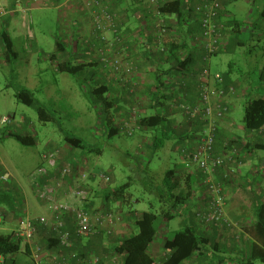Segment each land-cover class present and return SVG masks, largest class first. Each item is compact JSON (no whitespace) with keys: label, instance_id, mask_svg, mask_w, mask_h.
<instances>
[{"label":"crops","instance_id":"1","mask_svg":"<svg viewBox=\"0 0 264 264\" xmlns=\"http://www.w3.org/2000/svg\"><path fill=\"white\" fill-rule=\"evenodd\" d=\"M98 1L104 7L108 8L112 14L117 16L118 30L114 29V31H110L108 33L109 39L113 40L118 36L124 45L128 47V50L131 51V61L138 66L137 80L139 84L136 94L143 110L142 114H145L144 108L145 106L147 107L148 99L154 97L157 91L162 93L160 96H164L168 100L165 102V110L172 122L170 134L176 138L172 140L175 143L173 144L174 147H171L170 150L173 148L171 152L174 153L175 147L178 146V149L181 148L180 151H182L180 152L181 164H176V172L184 178L181 192L186 197L190 196V199L186 203L188 205L187 209H183L184 206L180 209L182 211L180 216L169 222H161L158 225V236L151 249L154 264H156V260L160 264L161 260L167 256V252L162 253L159 250L164 245L162 240L165 243L167 239L171 238L168 228L171 222L174 221H177L173 224L174 227L178 225L177 228L185 227L187 222L195 223L201 231V234L208 237L210 242L215 245L214 253H204L198 257L193 256L186 261L189 264H193L195 261L198 263L200 260L214 261V264H263L260 261H251L250 252L254 242H256L252 234L258 223L257 212L264 204V132L247 131L244 128L243 121L238 120L236 115L238 103L246 101V93L253 86V83H248L247 85V78L241 77L239 79L231 71L223 74V76L226 85L236 88V94L229 96L223 101L229 109L221 118L216 120L218 131L215 150L218 156L226 155L228 150L225 149V143H230L233 147L239 149V159L242 164L238 168L234 165L236 168L235 174H229L231 173L230 168L233 165H228L226 168L217 170L215 177L224 182L226 215L234 227L226 228L222 226L220 228H209L201 225L195 219V212L207 206V189L205 178L196 167L189 170L184 167L186 154L183 153V150L185 149L187 152L190 150L191 152V150L198 146L204 125L200 119H189L184 114L182 105L192 104L193 106H199L201 104L199 84L201 73L206 65L201 59L202 42L201 38H199L201 32L200 21L198 15L195 13V9L201 0H159L160 8L161 6L164 8L166 4L175 1H180L182 4L181 16H185L183 22L177 26L174 18L166 17L168 24L173 27L176 26V28L171 33L173 36L170 37L168 34L165 42L167 44L175 38L181 42L180 45H183L184 41L182 38L184 39L185 37V47L183 49L181 46L182 50H180L179 56L184 59L192 56V59L183 69V72L178 71L176 62L167 61L168 58L157 55L158 44L155 43L157 32L154 28L156 22L155 16L157 15L155 9L151 6L150 0ZM246 1L252 5L255 3V0ZM90 2L91 0H5V7L11 9L15 8L18 4L21 5L23 9L28 10L27 17L31 19V24L34 22V16L40 20L41 16L46 12L57 13L59 37L56 40L55 51L52 55L61 50L60 53H63L65 57L63 56L64 59L63 57L61 58L63 60H58V56H55V62L53 61V64L57 65L62 61L86 64L87 81L91 82L93 79L99 80L110 86V95L119 102L116 109V123L122 125L130 116L129 109L132 101L129 99L127 89L116 82L112 74L102 68L98 51L100 49V42L94 36L96 34L94 16L98 10L95 7H90ZM221 3L222 9L219 16V23L222 25L226 37L218 53L210 61L211 70L212 68L216 70L214 72L212 71L213 73H219L218 70L220 69L222 61L218 57L222 53L234 50V45L242 46L244 44L242 40L238 39L239 35L249 32L255 37L259 45L264 44V16H262L264 6L259 11L261 17L259 21H251L248 19L250 22L249 25L243 26L241 23L242 25L237 26L235 23L238 21L231 17L233 14L227 9L228 5L232 3V0H221ZM175 9L179 10L180 8L175 6ZM163 16L167 15L163 14ZM23 17L18 13H9V15L0 17V36L3 31L8 34L13 45L12 55L14 58L18 57L20 49H22L21 44H23V50L27 49L29 51L31 49L30 41L35 40L32 26L31 34L28 37V32L24 27ZM92 37L94 39L93 43H87ZM63 40L69 43V45L67 44L65 46V42H62ZM127 43L128 45H126ZM169 47L172 48V46ZM67 52H71L73 57L69 59ZM52 55H50L51 60ZM73 58L74 60H71ZM93 63L94 66H92ZM213 103H216L215 99ZM146 112H149V110ZM148 133L153 135L154 138L155 134L152 131ZM143 145H145L144 142L141 146ZM151 145L152 143H146V146ZM57 150L60 151V157L58 158L60 161L77 162L80 166H83L81 159L85 156L83 154L78 155L72 147L67 146ZM46 161H48L46 162L47 166L44 165L43 169L48 173L46 177L52 179L53 173H55V160ZM77 175L78 171L75 168L72 171V177H76ZM226 175H228L227 178ZM92 179L93 177L89 182ZM89 182L87 184L88 186ZM58 199L64 200L66 198L62 195ZM124 225L125 227H129L128 223ZM46 234L47 237L45 239L39 236L35 239L36 241L38 239L37 242H42L43 247H45L44 251H42V264L51 262V258L54 255H62V252L57 250V247L47 248L50 247L48 240H50L51 235L49 233ZM103 242L105 243L104 240ZM77 248L80 251H84V248L81 249L80 246ZM104 248L105 245L104 247H99V251L102 252ZM86 251L91 250L88 249ZM159 253L163 254L162 257L157 256ZM112 258L107 257L109 264H117V259ZM119 264H121L120 260Z\"/></svg>","mask_w":264,"mask_h":264},{"label":"rangeland","instance_id":"2","mask_svg":"<svg viewBox=\"0 0 264 264\" xmlns=\"http://www.w3.org/2000/svg\"><path fill=\"white\" fill-rule=\"evenodd\" d=\"M254 2L252 5L246 0H232L227 9L233 14L231 16L233 19L247 26L250 23L248 19L259 21L261 18L259 11L263 9L264 0ZM58 24L56 12H46L40 20L34 16L32 31L35 40L30 41L29 51L23 50V44H21L22 49L17 58L6 54L5 47L0 44V178L2 175L9 178L8 182L0 183V188L10 189L9 193L17 199L15 211H2L0 214V235L16 231L23 216L37 218L41 215H49L45 203L37 196L32 176L44 165L47 166L48 161H44V155H51L57 149L69 146L64 139L65 135L69 134L83 139L84 144L89 147L102 150L101 155L98 156L74 149L78 155L83 153L87 156L81 159L82 171L87 174H105L110 177L108 183L100 178H93L89 182L91 198L98 210L105 205L104 193L131 181L132 186L127 191L125 200L110 205L111 211L119 218L113 237L122 239L134 233V225L130 217L135 213L149 211L152 208L158 211L163 207L156 194L149 192L146 183L154 182V174L163 178L167 170H175L176 164H181V148L175 147L172 153L173 148L171 150L170 148L174 147L175 142L171 141L166 149H151L150 146H146V143L152 141V135L149 133L137 132L133 137L123 134L111 138L107 136L101 124L99 108L89 102L83 91L93 87L92 82L84 81L87 79V73H81L80 76L59 73L50 59L59 37ZM238 39L244 42L242 46L234 45V50L222 53L218 57L222 61L218 70L219 74L223 75L231 71L239 79L247 78V85L253 83L255 87L259 69L264 65V44L259 45L249 32L239 35ZM67 44L69 45L65 42V46ZM56 54L58 60L64 56L63 53ZM67 56L69 59L73 57L71 52H67ZM212 71H216L215 68H212ZM24 89L31 91L39 104L53 111L57 121L43 123L39 120L34 108L19 102L16 94ZM149 114H152V110ZM236 115L239 121H243L244 102L238 103ZM4 118H10L11 122L3 124ZM12 133L32 136L36 144L34 146L22 145L10 136ZM175 139L173 136V140ZM143 142L145 145L141 146ZM144 167L147 168L146 171H143ZM35 183L38 184L37 181ZM176 222H171L168 228L171 238L175 231L182 229L177 228L178 225L174 227L173 224ZM126 223L129 227H125ZM159 223L160 221L157 225ZM39 237L45 239L46 232L41 233ZM111 240L104 239L103 253L109 252L107 248ZM37 241L29 244L22 242L23 253L18 255L21 264H35L32 259L33 247L37 243L43 246L42 242ZM162 243L164 244V240ZM27 246L29 254H27ZM163 246L160 247L159 252H166ZM160 254L157 256L162 257L163 254ZM104 256L111 259L110 253ZM198 263L214 264V261L200 260ZM198 263L195 261L193 264ZM156 264H159L158 260Z\"/></svg>","mask_w":264,"mask_h":264},{"label":"trees","instance_id":"3","mask_svg":"<svg viewBox=\"0 0 264 264\" xmlns=\"http://www.w3.org/2000/svg\"><path fill=\"white\" fill-rule=\"evenodd\" d=\"M175 6H177L180 9L179 10L175 9ZM221 9H222V3H221ZM221 9L218 16H220L221 14ZM160 11L162 15L163 14L167 15L164 17L174 18L175 21L177 22V26L184 21L185 16H181L182 4L180 1L168 3L164 6V8L161 6ZM195 13L198 15V19L200 21L201 15L196 11V9H195ZM262 16H264V12ZM114 17L116 19L115 29L118 30L117 29L118 20L116 18L117 16L114 15ZM235 24L237 26L242 25L241 23L238 22H236ZM175 28L176 26L173 27L172 25H169L170 37L173 36V34L171 33L175 30ZM201 29L202 28L200 21V31ZM201 33L202 31L199 34V38H201ZM223 34L225 36V31H223ZM182 35L180 36L183 37ZM166 38H164L163 41L164 46L166 47L165 51L161 52L158 49L157 55L159 57L162 56L163 58L164 57L168 58V60L166 59L167 61L176 62L178 71L183 72L184 71L183 69L188 65V63L192 59V56L189 55L187 59H184L183 57L179 56L180 50H182V48L184 49L185 47L186 39L185 37L184 39L182 38L184 42L182 41L183 45H180L181 42L176 40L175 38H173L174 40H170V41L168 40L169 43L166 44L165 42ZM0 39H1V44L5 47V53L8 54L9 56L12 55L13 45L11 43L8 34L5 31L1 33ZM102 45L103 43H100V46ZM126 45H128V43ZM169 46H172V48H170ZM201 51H202L201 59L204 62L203 59L204 50L201 49ZM60 52L61 50L58 51V53ZM217 53L218 52H216V54ZM128 54L131 58V51L128 50ZM56 55L57 54L51 56L52 61L55 60ZM204 63L206 65V62ZM92 66H94V63L92 64ZM86 68H87L86 64H76L71 61H62L56 65V70L59 73H67L73 76H78V75L80 76L81 73H85ZM91 82H94L92 83L93 87L89 89L87 88V90L84 89L83 91L86 94L89 102L92 105L99 108V113L101 116V124L104 127L103 128L104 131H106L107 136L109 138L116 135H122V133L120 132L121 125L116 123V115H117L116 109L119 105V102L116 99L112 98V96L110 95V86L107 85L105 82H100L99 80L93 79L91 80ZM256 84L257 86L255 87L253 86L247 91L246 101L244 102L243 125L247 131H259L261 128L264 127V66L259 69V74L256 80ZM213 85L216 88L221 87V85H218L215 82H213ZM229 86L230 85H226L224 79V83L222 84V87L227 88ZM160 94L162 93L157 91L154 97L148 99L147 101L148 104H146L147 107L145 106L144 108L145 111L144 115L142 114L143 110L141 108L139 99L136 95L137 105L140 107L137 132H141L145 134L152 131V133L155 134V136L153 138L152 135V141H151L152 145L150 147L151 149H155V150L165 149L168 143L173 140V136H171L170 134L172 122L170 121L169 115L165 110V106H166L165 102L168 100L166 97L160 96ZM16 98L19 102L34 108L41 122L52 123L57 121V118L53 113V111H51L46 106L39 104L35 100L31 91L24 89L16 94ZM129 99H131L132 101L131 105H133L134 104L133 98L132 96H130V94H129ZM148 110L149 111L152 110V114L146 112ZM127 120H129V118ZM10 136L13 137L20 144L25 146H34L36 144V140L32 136L21 135L18 133H12L10 134ZM64 139L69 144L70 147H72L73 149L82 150L86 154L94 153L99 156L102 153L101 149L95 147L92 148L85 145L83 139L76 137L75 135L66 134ZM216 140H217V136H216ZM188 152H190V150H188ZM214 152L216 154V150H214ZM85 157L87 156L85 155ZM236 161L241 162L240 159H236ZM184 167H185V163H184ZM75 168L77 169V166H73L72 170H74ZM146 170L147 168L144 167L143 171ZM143 171L141 172L143 173ZM160 177L161 176L154 174L153 177L154 182L146 183V187L149 188V192L156 194L157 198L159 199V202L163 204V207L159 208L158 211L152 208L149 211L137 212L132 217H130L134 225V233H132V235L130 234L129 236L124 237L122 239H114L113 236L115 235V229L117 227L115 225V227L112 230V234L109 235L108 237H106L104 232H100V234L98 235H92L87 238L78 239L74 235L75 227L73 224V220L71 219V217H66L64 219V222L67 225V229L72 233L75 246L73 249H70L69 252L67 253L63 252L61 256L72 253H78L80 255L79 258L82 257L83 259H86L90 256H97L101 258L103 261L109 262L107 257H105L104 255H108L110 253L111 257L116 258L118 263L120 260L121 264H154V259L151 256V249L158 236V231H159L157 225L158 221H160V223L161 222L165 223L172 221L173 219L180 216V214H182V211H180V209L183 208V206H184L183 209H187L188 205L186 203L189 202L190 199V196L186 197L181 192V187L183 185L184 178L182 177V175L177 174L176 169L175 170L169 169L164 173L163 178L161 177L162 179ZM50 179L51 178L49 177H45L40 181V184L45 185L49 183ZM143 182H145V180H143ZM0 183L2 184L5 182L0 180ZM131 186L132 184L130 181L128 183L123 184L120 187L111 188L110 191L104 193L103 200L105 205L101 210H107L109 212H112L110 209V205L117 204L125 200L127 191L131 188ZM9 190L10 189L5 190L0 188V214L2 213V211L13 212L17 209V199H15V197L11 195V193H9ZM185 205L187 206L185 207ZM86 208L87 209L96 208L94 201L92 199L91 202L86 205ZM206 210H207V206L195 212V219L201 225L203 224L199 221L197 215L201 211H206ZM257 214H258V223L256 224V227L254 228L252 234L256 242H254L251 248L250 255H251V261L253 260L260 261L261 263L264 264V204L260 207ZM44 232L49 233V235H51L50 240H48L50 243V247L47 248L49 249V248L57 247L58 248L57 250L62 252L63 249L61 248L58 242V236L56 232H54L48 226L38 225L36 237H38L41 233ZM36 237L32 240L33 243L36 242L35 240ZM105 238L112 239L107 248L109 252H107L106 254L105 252L103 253L98 250L99 247H104L105 243L103 242V240ZM22 242L25 241L17 239L15 237V231L12 232L11 234L0 235V264H21L20 261L18 260V255H21L23 253ZM37 244L34 247L40 246L42 251H44L45 247L41 246L40 244L39 245ZM79 246L81 247V249L84 248V251L78 250L77 247ZM163 247L164 250L167 252V256L161 260L160 264H182L187 260H189L190 258H192L193 256L198 257L199 255H203L204 253L215 252V245L210 242L208 237L202 235L201 231L198 229L196 224L192 222H187L185 227H182V229L175 231L173 237L167 239ZM88 249H90L91 251H86ZM29 253H30L29 247L27 246V254ZM68 264H84V263L82 262L78 263L77 260L73 259Z\"/></svg>","mask_w":264,"mask_h":264},{"label":"built area","instance_id":"4","mask_svg":"<svg viewBox=\"0 0 264 264\" xmlns=\"http://www.w3.org/2000/svg\"><path fill=\"white\" fill-rule=\"evenodd\" d=\"M151 6L156 11V22L154 24L158 35L155 43L161 52L165 51L164 38L169 34V24L160 11V1L150 0ZM90 7H95L98 11L94 16V35L96 39L103 43L100 46L99 57L102 66L106 72L112 74V77L121 86L127 89L130 96L133 98L134 104L130 106L129 120L121 125L120 132L124 135L133 136L138 130L139 109L136 101V91L139 81L137 80L138 67L128 54V47L124 45L123 41L116 36L110 40L108 33L115 29V17L110 13L108 8L104 7L98 0H91ZM221 9V0H202L196 7V11L201 15V47L204 50V62L206 66L201 73L199 84L200 100L199 106L192 104H183L182 110L184 114L191 120L200 119L204 125L198 141V146L191 150V152L183 151L186 154L185 168L191 169L196 167L205 178V185L207 189V210L198 213L199 221L205 227L233 228L226 215V195L224 189V182L215 177L217 170L226 168L228 165H233L230 168L229 174L236 173V167L241 166V162L236 159L240 157L238 148L233 147L230 143H225V149L228 150L226 155L218 156L215 154L216 136L218 125L216 120L221 118L227 111L228 107L223 103L229 96L236 94V88L229 86L223 88V75L213 73L210 67L211 59L219 51L225 42L222 25L219 23V12ZM28 10L23 9L21 5H16L15 8L8 9L5 7V0H0V17L9 15V13H18L24 16V27L28 32V37L31 34V19H28ZM93 37L87 43H93ZM215 82L221 85L216 88L213 85ZM216 103H213V100ZM10 118H4L3 124L10 123ZM264 132V127L259 130ZM60 151L56 150L51 155H44V161L55 160V173L49 183L41 185L40 181L48 175L45 169H39L33 176V186L36 189L38 198L45 203L49 211V215L32 218L23 216L19 221V227L15 231V237L25 242L31 243L36 237L37 226H48L58 236V242L61 246L62 254L73 249L74 238L72 233L67 229L64 222L66 217H71L75 227L74 235L76 238H87L92 235H98L104 232L106 237L112 234L119 218L114 213L107 210L87 209L86 205L91 202V194L89 180L93 178H100L106 183L110 182V177L107 175L87 174L81 170V166L76 163L60 161ZM237 162V164H235ZM77 166L78 175L72 177V167ZM80 167V168H79ZM79 169V170H78ZM228 175H226V178ZM1 181L8 182L9 178L2 175ZM38 182V184L35 183ZM67 187V189H66ZM64 189H66L65 192ZM64 196L66 199L60 200L59 196ZM78 253H72L63 256L54 255L51 262L48 264H68L75 259L79 263L84 264H109L97 256H90L86 259L79 258ZM79 258V259H78ZM32 259L35 264H42L43 252L40 246H36L32 250ZM115 259V258H113ZM115 262V261H114Z\"/></svg>","mask_w":264,"mask_h":264}]
</instances>
